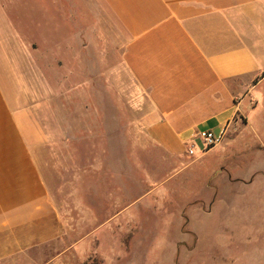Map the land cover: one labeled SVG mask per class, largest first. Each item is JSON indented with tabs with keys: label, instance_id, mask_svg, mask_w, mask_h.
Wrapping results in <instances>:
<instances>
[{
	"label": "crops",
	"instance_id": "0c3cea01",
	"mask_svg": "<svg viewBox=\"0 0 264 264\" xmlns=\"http://www.w3.org/2000/svg\"><path fill=\"white\" fill-rule=\"evenodd\" d=\"M54 1L45 14L27 9L26 24L56 36L25 44L12 0H0V64L9 57L11 86L8 97L0 83V264L64 234L40 164L39 146L49 141L38 134L37 95L18 93L19 80L89 83L97 112L114 105V81H126L146 141L173 156L202 132L230 134L264 84V0ZM19 47L52 60L42 77Z\"/></svg>",
	"mask_w": 264,
	"mask_h": 264
},
{
	"label": "rangeland",
	"instance_id": "374dc122",
	"mask_svg": "<svg viewBox=\"0 0 264 264\" xmlns=\"http://www.w3.org/2000/svg\"><path fill=\"white\" fill-rule=\"evenodd\" d=\"M12 5L19 43L56 36L26 24L27 9L45 14L56 1ZM19 54L40 77L52 63ZM8 61L0 83L10 97ZM127 83L114 81V105L97 112L89 83L18 81V93L37 95L38 134L49 141L39 146L40 164L64 234L11 264H264V84L254 112L219 145L202 153L197 141L195 155L173 156L146 141Z\"/></svg>",
	"mask_w": 264,
	"mask_h": 264
},
{
	"label": "built area",
	"instance_id": "2783aa9c",
	"mask_svg": "<svg viewBox=\"0 0 264 264\" xmlns=\"http://www.w3.org/2000/svg\"><path fill=\"white\" fill-rule=\"evenodd\" d=\"M197 137L202 145V152H206L207 150L219 145L224 138V134L223 133L215 134L213 132H202ZM186 152L190 156L195 155L196 145L195 144L187 145Z\"/></svg>",
	"mask_w": 264,
	"mask_h": 264
},
{
	"label": "trees",
	"instance_id": "16d2710c",
	"mask_svg": "<svg viewBox=\"0 0 264 264\" xmlns=\"http://www.w3.org/2000/svg\"><path fill=\"white\" fill-rule=\"evenodd\" d=\"M263 76H264V74H263Z\"/></svg>",
	"mask_w": 264,
	"mask_h": 264
}]
</instances>
